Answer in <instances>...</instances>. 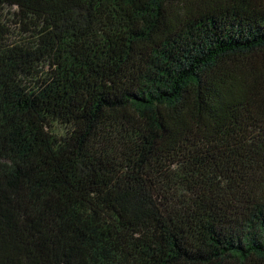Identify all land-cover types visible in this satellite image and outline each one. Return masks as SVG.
I'll return each instance as SVG.
<instances>
[{
	"label": "trees",
	"instance_id": "trees-1",
	"mask_svg": "<svg viewBox=\"0 0 264 264\" xmlns=\"http://www.w3.org/2000/svg\"><path fill=\"white\" fill-rule=\"evenodd\" d=\"M0 264H264V0H0Z\"/></svg>",
	"mask_w": 264,
	"mask_h": 264
}]
</instances>
